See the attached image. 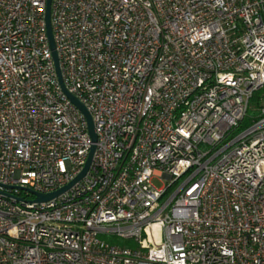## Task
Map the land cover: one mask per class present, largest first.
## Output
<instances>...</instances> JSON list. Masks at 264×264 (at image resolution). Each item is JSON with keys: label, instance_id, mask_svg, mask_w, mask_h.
Segmentation results:
<instances>
[{"label": "built area", "instance_id": "1", "mask_svg": "<svg viewBox=\"0 0 264 264\" xmlns=\"http://www.w3.org/2000/svg\"><path fill=\"white\" fill-rule=\"evenodd\" d=\"M44 10L0 0V183L48 193L91 141ZM50 23L96 147L53 200L0 187V264H264V0H51Z\"/></svg>", "mask_w": 264, "mask_h": 264}, {"label": "water", "instance_id": "2", "mask_svg": "<svg viewBox=\"0 0 264 264\" xmlns=\"http://www.w3.org/2000/svg\"><path fill=\"white\" fill-rule=\"evenodd\" d=\"M50 8H51V0H45V10H44V22H45V32H46V37L48 41V45L51 51V57L54 63V68L55 72L57 74V81L58 84L61 87V90L63 93L66 95V97L71 101V103L82 113L86 120L87 124V132L90 137L91 145L89 148V152L87 154V158L85 161V164L82 168V170L79 172V174L74 177L70 182H68L66 185L62 186L61 188L54 190L52 192L48 193H41L34 191L32 189L26 188V187H19V186H13V185H4L0 183V187L3 189H11L18 187L22 190H26L29 192L31 195H33V200L34 202H46L55 199L57 196L68 190L72 185H74L76 182H78L88 171L92 159H93V154L95 151V142H96V133L94 131V124L91 118V115L89 111L87 110L86 106L73 94L69 93L67 89L64 86L63 80H62V75H61V69L59 65V59H58V54L55 49V43L53 39V33H52V28H51V23H50ZM0 194H3L7 197H13L16 198L17 200H21V198L13 196L9 192H6L5 190L0 189Z\"/></svg>", "mask_w": 264, "mask_h": 264}, {"label": "rangeland", "instance_id": "3", "mask_svg": "<svg viewBox=\"0 0 264 264\" xmlns=\"http://www.w3.org/2000/svg\"><path fill=\"white\" fill-rule=\"evenodd\" d=\"M262 92H264V91H261L260 93H262ZM256 106H257L256 101H254L252 99L249 103V106H248V110H247V114H246L247 116L244 119L243 127H244V125L246 126V125L250 124L251 118L257 114ZM152 183L157 188H161L164 184V182L162 180H159L157 177L152 178ZM99 237L110 242V243H114V244L130 243V242H127L126 240H124L122 238H119L115 235H111V234H107V233L100 234Z\"/></svg>", "mask_w": 264, "mask_h": 264}, {"label": "trees", "instance_id": "4", "mask_svg": "<svg viewBox=\"0 0 264 264\" xmlns=\"http://www.w3.org/2000/svg\"><path fill=\"white\" fill-rule=\"evenodd\" d=\"M261 91H258L257 93H255L254 95H253V97H252V99L254 100V101H256V104H258V101H259V97H260V93Z\"/></svg>", "mask_w": 264, "mask_h": 264}]
</instances>
